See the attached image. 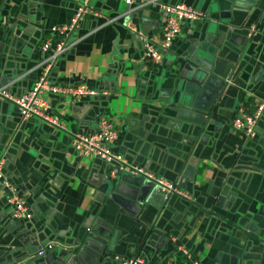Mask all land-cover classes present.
Listing matches in <instances>:
<instances>
[{
    "label": "crops",
    "instance_id": "1",
    "mask_svg": "<svg viewBox=\"0 0 264 264\" xmlns=\"http://www.w3.org/2000/svg\"><path fill=\"white\" fill-rule=\"evenodd\" d=\"M155 1L128 13L117 0H90V13L67 37L73 45L56 60L49 81L65 87L83 83L107 96H46L55 126L23 122L16 107L0 99L3 173L30 215L28 221H12L0 188V264H119L133 258L166 264L171 257L174 264H189L175 256L177 246L198 264H264V109L252 139L230 129L236 108L251 115L264 99V0ZM77 2L0 0V88L9 96L20 97L38 79L40 43L52 27L69 22ZM175 4L198 10L204 20L183 25L162 65L149 69L140 42L125 25L156 40L163 8ZM220 35L250 42L241 55ZM208 53L219 61L214 78L223 77L225 89L196 137V127L177 120L170 107L178 96L197 93L198 61ZM210 91L200 102L210 99ZM101 116L117 132L113 153L191 200L163 202L158 195L147 202L126 180L117 183L125 205L114 202L105 165L69 145L72 133L94 131ZM47 244L53 249L38 257Z\"/></svg>",
    "mask_w": 264,
    "mask_h": 264
},
{
    "label": "built area",
    "instance_id": "2",
    "mask_svg": "<svg viewBox=\"0 0 264 264\" xmlns=\"http://www.w3.org/2000/svg\"><path fill=\"white\" fill-rule=\"evenodd\" d=\"M74 11L66 25L52 27L50 37L45 38L39 45L38 51L40 60L38 68L40 75L31 88L18 98L8 95L5 88H0V99L13 104L21 121L37 119L48 124L56 125V121L48 114L46 96H61L70 101H77L83 98H93L97 96H107L105 92H97L83 83L72 87L52 84L49 81V74L53 69L56 60L63 55L73 44H67V37L77 29L81 19L90 13V0H77ZM131 13L134 10L153 6L155 0H117ZM165 19L161 25L159 36L156 40L147 37L140 30L125 25V29L133 34L142 47V63L149 69H158L162 65V55L168 51L172 43L180 36L182 26L204 20L203 13L183 4H175L171 7L163 8ZM110 21H107L109 23ZM264 109V99L261 100L251 115H243L240 107L234 111V116L230 123L232 132L245 139L254 137V128ZM117 139V132L109 117L101 116L97 119L95 129L92 132H75L69 137V145L74 153L80 154L84 158H93L101 161L105 167L108 177L113 179L119 175H126L141 178L151 183L160 191L163 202L170 197H177L184 200H191L188 195L180 191L174 184L159 178L141 167L128 163L122 156L112 152V145ZM4 160L0 156V188L2 200L11 211V219L14 222L28 221L30 215L26 202L18 194L12 182L3 173ZM52 244H47L38 249L36 255L43 256L53 249ZM175 256L181 257L189 264H198L191 259L189 252L181 246L175 248ZM175 257L167 259L166 264H174ZM119 264H144L137 258L119 259Z\"/></svg>",
    "mask_w": 264,
    "mask_h": 264
},
{
    "label": "water",
    "instance_id": "3",
    "mask_svg": "<svg viewBox=\"0 0 264 264\" xmlns=\"http://www.w3.org/2000/svg\"><path fill=\"white\" fill-rule=\"evenodd\" d=\"M239 38L242 39L241 42L240 39L238 40V38L234 37V35H228L227 37H222L221 35L219 36V39H221L224 44H229L237 48L238 50H240L242 55L244 54L247 45H249L250 39L244 38V36ZM218 62L219 61L215 59L214 55L209 53L208 55H206V57L199 60L198 64L200 65L199 68L202 72H199L200 79L196 82V85L198 86L197 93L193 96H191V94H184L182 96H178L170 107V111L174 113V116L177 120L196 127L192 130V134L194 136L196 135V137L198 134V130H203L204 128H206L209 121L212 119L214 115V107L216 105V102L218 101L217 99L220 97V95L225 89V84L221 81L223 77L220 80H216L214 78V75H218L216 70ZM231 69L232 66L228 73V80L233 75L235 68H233L232 70ZM209 89L211 90L210 99L206 103L200 102L202 94ZM140 179L141 178H135L126 175H119L114 177L113 179L108 178L106 186L107 190L110 191L111 199L114 202L119 203V205L121 206L125 205L124 202L120 200L117 196V193H120V185H117V183L121 181L122 184V182L126 180L128 181V183H132L134 187L137 186L139 188L140 197L141 193L144 196L147 195V202L148 200L152 202L153 199L156 198L158 195L161 197L160 191L157 187H155L149 182L144 181L143 179H141L140 182ZM141 183L143 184L141 185ZM93 244L94 246L99 248L102 243L95 240ZM66 253V251H60L58 255L66 256Z\"/></svg>",
    "mask_w": 264,
    "mask_h": 264
}]
</instances>
